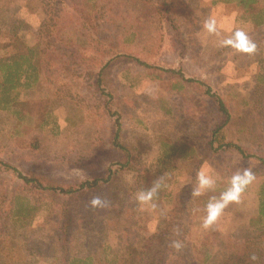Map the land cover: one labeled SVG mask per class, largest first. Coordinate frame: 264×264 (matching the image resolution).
<instances>
[{
	"label": "rangeland",
	"instance_id": "rangeland-1",
	"mask_svg": "<svg viewBox=\"0 0 264 264\" xmlns=\"http://www.w3.org/2000/svg\"><path fill=\"white\" fill-rule=\"evenodd\" d=\"M258 9L264 0H0V58L29 48L36 66L0 108L2 264H264ZM236 30L253 52L223 45ZM205 165L216 183L193 195ZM245 168L255 180L205 229L209 199ZM156 183L157 207L141 211L136 194ZM97 196L104 207L90 204Z\"/></svg>",
	"mask_w": 264,
	"mask_h": 264
},
{
	"label": "clouds",
	"instance_id": "clouds-1",
	"mask_svg": "<svg viewBox=\"0 0 264 264\" xmlns=\"http://www.w3.org/2000/svg\"><path fill=\"white\" fill-rule=\"evenodd\" d=\"M203 28L208 33H215L217 31V22L214 17H210L203 23ZM223 45L231 46L238 51L251 53L254 51L256 45L252 43L246 33L242 30H236L231 37L224 40ZM255 180V175L249 168H245L242 171H237L230 180V186L224 192H222L219 198L212 197L206 204L205 211L206 215L203 219V227L205 229L211 228L218 218L223 213L224 209L230 203H239L241 195L245 191L248 185ZM216 180L212 175L209 174L207 165H205L197 173V186L193 189V195H200L203 191L213 188ZM159 184L156 183L152 188L148 190L139 191L135 199L139 205L141 211H152L157 205L154 202V197L157 195ZM93 207H104L106 202L100 197H93L90 201ZM154 230V225H150ZM178 247L179 245H175ZM258 257L255 253L251 254L250 260L256 261Z\"/></svg>",
	"mask_w": 264,
	"mask_h": 264
},
{
	"label": "trees",
	"instance_id": "trees-1",
	"mask_svg": "<svg viewBox=\"0 0 264 264\" xmlns=\"http://www.w3.org/2000/svg\"><path fill=\"white\" fill-rule=\"evenodd\" d=\"M216 1H223L228 2L232 0H216ZM237 1L238 4L244 6L248 9H254L255 4L258 3V0H234ZM251 15H255L257 17L258 23H264V9H258L255 12H250ZM36 70V66L33 62L32 57V51L28 48L26 52H16L7 56H3L0 58V73L2 75V81L0 83V108H8L12 101L14 100L15 96L12 94L14 93L15 89H18L19 86H21L24 83H28V79L31 78L33 75L32 73ZM189 82L193 83H199L201 85H205L204 81L196 80L195 78H189L187 79ZM206 93L216 99L219 105V109L225 113L228 117L229 116V110L227 109V106L224 103V100L215 93L212 88L209 86H206ZM119 122V121H118ZM120 132V128L117 129V135ZM217 133V132H216ZM238 149L241 150V147L238 146ZM18 176L23 179L25 184H31V183H39L38 179L34 176H29L26 174L19 173ZM102 178H95L93 180H86L82 182L79 187L77 188L79 191H86L89 189H94L100 186V181H103ZM40 185V183L38 184ZM59 186H52L49 187L51 190H57V191H65V192H71L75 189L69 188L66 189L64 187ZM261 205H260V213L264 215V186H262L261 191ZM20 208V207H19ZM33 208V206L23 208L20 210L15 211V214L17 216L23 217V215H27ZM26 211L28 213H26ZM24 216V217H25ZM92 261H95L94 256H86V257H74L71 259L70 264H90ZM0 264L2 262L0 261Z\"/></svg>",
	"mask_w": 264,
	"mask_h": 264
}]
</instances>
